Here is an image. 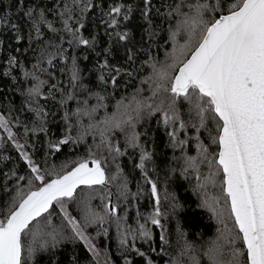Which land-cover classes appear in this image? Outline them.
Masks as SVG:
<instances>
[{
	"label": "trees",
	"instance_id": "16d2710c",
	"mask_svg": "<svg viewBox=\"0 0 264 264\" xmlns=\"http://www.w3.org/2000/svg\"><path fill=\"white\" fill-rule=\"evenodd\" d=\"M180 2L151 0L146 5L145 0H0V115L9 120L15 134L13 139L25 144L24 150L44 167L59 170L67 165L70 170L74 162L88 157L89 148L94 150L100 143L99 136L89 134L79 144L62 146L60 152L48 154L49 140L55 142L66 135L69 124L72 125L71 135L75 137L92 123L93 114L77 115L78 109L89 111L103 104L96 112L101 119L115 112L122 98L127 103L133 96L142 95V101L158 104L164 95L153 97L152 91H147L148 84L142 81L151 75V63L165 65L168 61L171 33L179 19L168 15L169 6ZM183 2V11H188L186 5L196 0ZM116 6L122 8L121 14H110L111 8ZM146 8L147 17L144 16ZM30 10H33L32 15H26ZM113 18L117 24L110 26ZM65 20L73 32L65 30ZM49 23L56 31L48 27ZM125 32L128 38L120 40L118 34ZM80 38L88 40L89 44H80ZM13 58L15 63L10 64ZM74 69L79 73V80L75 82L72 80ZM25 72L48 82L41 89L42 96L36 100L27 94L36 81L31 76L25 77ZM113 77L115 85L111 82ZM53 84L56 88L51 87ZM29 105L31 109L43 108L47 116L38 119ZM186 112L188 117L187 106ZM160 120V113L142 114L135 128L140 133L141 148L129 147L120 140L124 154L120 155L119 163L124 184L136 199L130 210L134 216L132 226L143 223L142 218L155 207L146 173L158 186L163 228L145 223L151 239L134 241V248L145 253L143 257L133 250V245L122 249L112 236L100 245L107 250L113 264H148L149 260L152 264H176L177 258L184 264H190V259H195V264H212L205 247L219 232V225L212 212L203 206L196 173L191 169L184 171L185 156L193 153L194 136L183 150L173 147L167 135L171 129L158 123ZM41 126L47 131H32ZM210 127L215 134L214 125ZM25 128L29 129L28 133ZM7 136L0 128V218L9 211L18 187L27 184L26 180L18 182L16 176H29V170ZM180 138L186 136L180 133ZM200 141L207 142L205 146L213 150V155L218 151V146L211 143L209 131L202 130ZM141 150L151 153L152 157L143 170L137 167ZM105 171L108 177L113 176L110 169L105 168ZM84 190L86 188L78 189L77 195ZM115 197L114 193V202ZM173 203L178 207L174 209ZM161 234L167 242L160 239ZM238 245L242 247L241 242ZM24 261L25 264H95L90 249L78 239L61 240L56 247L39 251L33 259L24 256Z\"/></svg>",
	"mask_w": 264,
	"mask_h": 264
},
{
	"label": "snow or ice",
	"instance_id": "6c2138e0",
	"mask_svg": "<svg viewBox=\"0 0 264 264\" xmlns=\"http://www.w3.org/2000/svg\"><path fill=\"white\" fill-rule=\"evenodd\" d=\"M150 3L151 0H145L146 5ZM186 6L188 11H183V0L169 6L168 15L179 17L176 30L171 33V63H151L152 73L142 81L144 84L150 83L153 97L167 94V103L161 100L154 105L138 100L136 96L125 103V98H122L117 102L115 112L106 115L98 123H90L87 128H82L75 137L71 135L72 125L69 124L66 135L55 142L49 140L48 154L60 152L62 146L79 144L89 134H98L100 144L96 147H103L115 160L124 153L120 145L113 141L111 134L117 130L123 132L129 147L141 148L140 133L136 132L135 128L145 111L149 115L161 114L158 123H162L166 129H171L167 132L171 145L181 150L189 144L192 137L181 139L180 133L194 129L200 155L185 156L184 171L193 170L200 181V163L206 162L210 169L215 168L216 171H210L209 175L203 177L201 188L207 183L214 185L216 177L222 174L221 187L227 207L219 206L220 197H213L211 201L205 199L203 206L221 223H224L227 212L234 224V229H228L225 225L221 233L224 244L214 245L209 249L208 255L212 264H264V0H196ZM87 7L88 5H85V8ZM32 11L26 15H32ZM121 11L122 8L116 6L111 8L110 14L119 15ZM60 15L63 16V12ZM40 16L44 19L43 12ZM144 16H148L147 8ZM124 19H128L127 14ZM116 24L117 21L113 18L110 26ZM48 27L56 31L50 23ZM64 28L73 32L68 20L64 21ZM76 31L78 32V29ZM181 32L185 33L187 38L184 43L178 44L176 37ZM118 36L120 40H126L128 33ZM79 43L88 45L89 41L80 38ZM129 59L132 57L129 56ZM9 63L14 64L15 59ZM48 63L51 64V59ZM104 66H107V62ZM24 75L31 76L36 81V84L27 90L28 96L33 100L41 97V89L48 82L40 80L34 73L25 72ZM72 80H79L78 70H73ZM111 82L115 85L116 78L113 77ZM51 87L56 88V85ZM181 102L188 105L187 120L180 113L178 104ZM98 107L104 105L98 104L90 111L78 109L77 115L91 116ZM29 108L35 111L40 120L47 116L41 107L31 109L29 105ZM65 118L67 120V114ZM210 125H214L215 134ZM0 128L7 132L8 140L13 142L29 170L28 177L12 173L18 182L27 181V191L18 187L9 211L0 218V264H25V251L31 258L39 250L56 247L64 238L62 230L52 226L50 219L57 207L63 221L70 226L73 237L95 251L86 229L96 224L102 226L106 217L90 208L91 197L82 201V221L69 214L66 202L77 196L78 189H93L94 186L108 184L109 177L102 160L89 148L88 157L74 162L70 170L67 165L59 170L55 167L47 168L37 163L32 155L24 150L25 144L13 139L15 134L9 127V120L3 115H0ZM202 130L209 131L211 143L218 146L219 151L212 158H209L207 146L200 141ZM32 131L46 132L47 129L41 126ZM28 132L29 129L25 128V133ZM151 158V153L141 150L137 167L145 169L146 162ZM112 179L116 177L113 176ZM145 179L150 185L155 203L148 221L163 228L158 186L146 173ZM124 188H127L126 184ZM122 195L126 196V193ZM172 207L175 209L178 205L173 203ZM105 211L116 216V206L111 204L110 199L105 204ZM116 223L123 247L129 246L130 239L133 242L137 238L145 241L151 239V233L143 223L139 224L136 230L124 226L119 217ZM46 228L50 230L46 231ZM104 234H107V229H104ZM25 237L31 238L27 244ZM160 239L167 242L163 234ZM238 241L242 247H236ZM133 250L142 257L145 255L135 249L134 245ZM148 264L152 262L149 260Z\"/></svg>",
	"mask_w": 264,
	"mask_h": 264
},
{
	"label": "rangeland",
	"instance_id": "374dc122",
	"mask_svg": "<svg viewBox=\"0 0 264 264\" xmlns=\"http://www.w3.org/2000/svg\"><path fill=\"white\" fill-rule=\"evenodd\" d=\"M175 30H176V28H175ZM186 38H187L186 34L181 32L176 37V42L178 44H182L185 42ZM172 50H173V41H172V48L168 54V61L166 64L171 63L170 54L172 53ZM147 91H152V86H150V83H148ZM146 93H149V92H146ZM161 95H164L161 97V99L167 103V100H168L167 94L162 93ZM141 97H142V95L139 97H136V98H139L140 100H142ZM144 99H145V97H144ZM186 106L188 108L187 103H184V102H181L178 104L180 113L185 120L188 119V117L184 114V113L187 114ZM92 108H94V107H92ZM92 108H90V110ZM97 110L99 111V109H97ZM97 110L94 113H92L93 114L92 123H98L100 120H102L104 118V117L101 119L99 118V114L96 113ZM144 113H146V111ZM144 113H142V114H144ZM183 135H185L186 138H188L190 136L195 137V132L193 131V133H192V130L190 128V129H188L187 132H184ZM95 137L98 138V134L95 135ZM111 138L113 139V141L115 143H118L120 145V140L125 141V134L123 132L117 133L114 131L111 134ZM193 141H194L193 145H192L193 146V153H191L189 156L199 157L200 153H199L198 148H197V141L195 140V138ZM206 143L207 142L204 141L203 145H205ZM99 144L100 143H98V145ZM207 148H208L209 158H212L219 151V149H218V151L213 155L212 154L213 150H210L209 147H207ZM121 150L123 151L122 148H121ZM93 151L96 153V156L102 160L104 168L110 169L111 172H113V176H115L116 179H112L113 176H110L109 182H108L109 184H107L106 186H104V187L98 186V187H94L93 189H86V190L80 192L75 197V199L73 201L66 202V208H67V211L69 212L70 215L75 217L77 220L82 221L83 216H84L82 201L91 197L89 200L90 208L92 210H94L95 212H97L101 215H104L106 217V222L102 226L99 224H96V225L89 226L86 229V234L91 239L92 245H94V247H95V251H93V250H90V251H91L92 256L94 258L95 264H113L111 261V258L109 257L107 250L105 248H103L100 245V243L103 240L106 242V238L109 239L112 236L113 239L118 241V243L122 249L125 248L120 244L121 235H120V232L117 230L116 220H117V217H119L123 221L124 226L129 227L132 230H136L138 228V226H132V222L134 221V216L130 213V210L134 206L136 199L130 193L128 188H126V189L124 188V185H125L124 180L120 175V171H121L120 163H119V157L120 156H118L115 160H113L111 155L103 147H101V148L95 147ZM198 167H199V173L201 176L200 184L204 183L203 177L209 175L210 171H216L215 168L210 169L206 162L200 163L198 165ZM221 181H222V174H220L216 177V183L214 185L211 183H207L205 187L201 188L200 184H199V190H200L202 201H204L205 199H208L209 201H211V199L213 197H220L221 199H220V205L219 206L222 208L227 207V205L225 204V201L223 199ZM23 188L25 191H27L26 186ZM112 191H115L114 193L116 195L115 202H114V205L116 206V209H117L116 216L109 215L105 211V204H107L109 202V199H110L109 194L112 193ZM122 193H126V196L122 195ZM153 211H154V209L151 210V213ZM150 214H148L147 216L142 218L143 224H145L146 222H149L148 217L150 216ZM215 218H216L218 225H219V232L212 239L210 245L205 247V253L207 252V255H208L209 249L212 248L214 245H223L224 244V241L221 238V233L224 230L225 225H227L228 229H234L233 220L228 216L227 212L225 213V216H224V223H221V221L216 216H215ZM50 219L52 222V226H54L57 229L62 230L63 236H64V238L62 240H64V239L77 240L76 238L73 237L70 226L67 225L66 221H63L62 214L60 213L58 207L55 211L52 212ZM139 224H141V223H139ZM146 228L149 231V227H146ZM104 229H107V234H104ZM45 230L47 231L50 229L46 228ZM24 239H25V244H27L31 238L25 237ZM238 242L236 244V247H241L238 245ZM131 245H135V244L133 241L129 240V246H131ZM39 251H41V250H39ZM39 251H37L31 257V259H33ZM24 256L26 257V259L29 258L27 256V251H25ZM225 258H227L226 250H225ZM175 261H176L175 262L176 264H184L183 261L180 262L179 258H177ZM190 262H191L190 264H195V259H190Z\"/></svg>",
	"mask_w": 264,
	"mask_h": 264
},
{
	"label": "water",
	"instance_id": "95a60500",
	"mask_svg": "<svg viewBox=\"0 0 264 264\" xmlns=\"http://www.w3.org/2000/svg\"><path fill=\"white\" fill-rule=\"evenodd\" d=\"M91 166V165H90ZM106 172V171H105ZM107 175V174H106ZM111 204L114 205V193H111Z\"/></svg>",
	"mask_w": 264,
	"mask_h": 264
}]
</instances>
